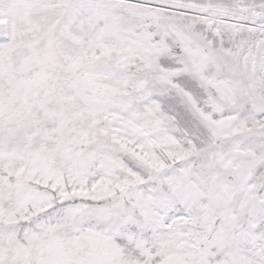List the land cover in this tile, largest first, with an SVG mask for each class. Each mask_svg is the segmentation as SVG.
Instances as JSON below:
<instances>
[{"label": "snow or ice", "instance_id": "obj_1", "mask_svg": "<svg viewBox=\"0 0 264 264\" xmlns=\"http://www.w3.org/2000/svg\"><path fill=\"white\" fill-rule=\"evenodd\" d=\"M0 264H264V0H0Z\"/></svg>", "mask_w": 264, "mask_h": 264}]
</instances>
